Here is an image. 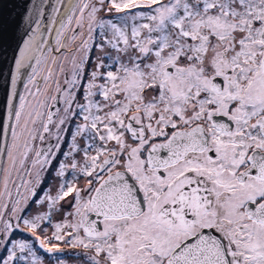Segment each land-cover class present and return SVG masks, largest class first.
Wrapping results in <instances>:
<instances>
[{
	"label": "snow or ice",
	"instance_id": "snow-or-ice-1",
	"mask_svg": "<svg viewBox=\"0 0 264 264\" xmlns=\"http://www.w3.org/2000/svg\"><path fill=\"white\" fill-rule=\"evenodd\" d=\"M0 264H264V0H0Z\"/></svg>",
	"mask_w": 264,
	"mask_h": 264
},
{
	"label": "water",
	"instance_id": "water-1",
	"mask_svg": "<svg viewBox=\"0 0 264 264\" xmlns=\"http://www.w3.org/2000/svg\"><path fill=\"white\" fill-rule=\"evenodd\" d=\"M7 3H9V6H11V3L16 2V0H6Z\"/></svg>",
	"mask_w": 264,
	"mask_h": 264
}]
</instances>
